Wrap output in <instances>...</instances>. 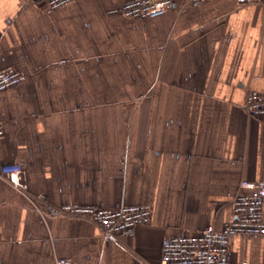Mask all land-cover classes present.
Here are the masks:
<instances>
[{
	"label": "crops",
	"instance_id": "0c3cea01",
	"mask_svg": "<svg viewBox=\"0 0 264 264\" xmlns=\"http://www.w3.org/2000/svg\"><path fill=\"white\" fill-rule=\"evenodd\" d=\"M130 0H0L3 264H154L165 236L221 228L242 179L264 184V118L244 108L264 91V4L173 0L156 17ZM147 204L149 221L105 234L56 214L64 204ZM264 209V208H263ZM233 264H264V235L235 234Z\"/></svg>",
	"mask_w": 264,
	"mask_h": 264
},
{
	"label": "built area",
	"instance_id": "2783aa9c",
	"mask_svg": "<svg viewBox=\"0 0 264 264\" xmlns=\"http://www.w3.org/2000/svg\"><path fill=\"white\" fill-rule=\"evenodd\" d=\"M72 0H41L45 7L54 9ZM201 1V0H189ZM240 4L260 3L264 0H236ZM173 0H130L122 4L120 12L125 16L156 17L172 6ZM24 79V73L13 68L0 70V91ZM244 108L254 118H264V91L248 90ZM4 124L0 115V136ZM0 177L12 186L24 189L25 171L19 163L0 166ZM231 217L221 228L206 225L198 232L165 236L159 260L154 264H233L229 246L235 234L264 235V184L242 179L231 200ZM54 212L60 215L80 217L95 223L105 234L131 233L134 228L149 221L151 209L147 204H123L115 209L89 205L64 204ZM0 264H3L0 260ZM57 264H68L58 259Z\"/></svg>",
	"mask_w": 264,
	"mask_h": 264
}]
</instances>
